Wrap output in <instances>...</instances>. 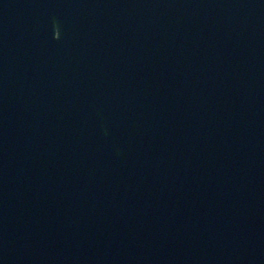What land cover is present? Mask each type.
<instances>
[{
    "label": "water",
    "instance_id": "95a60500",
    "mask_svg": "<svg viewBox=\"0 0 264 264\" xmlns=\"http://www.w3.org/2000/svg\"><path fill=\"white\" fill-rule=\"evenodd\" d=\"M0 264H264V0H0Z\"/></svg>",
    "mask_w": 264,
    "mask_h": 264
}]
</instances>
